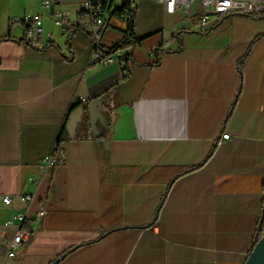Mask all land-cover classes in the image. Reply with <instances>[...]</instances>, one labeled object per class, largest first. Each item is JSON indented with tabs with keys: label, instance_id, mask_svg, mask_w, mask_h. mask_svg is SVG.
<instances>
[{
	"label": "crops",
	"instance_id": "1",
	"mask_svg": "<svg viewBox=\"0 0 264 264\" xmlns=\"http://www.w3.org/2000/svg\"><path fill=\"white\" fill-rule=\"evenodd\" d=\"M84 2L53 0L73 18ZM134 6L138 38L161 31L136 57L152 62L161 46V63L126 71L91 64L88 32H62L41 0H0V264H245L264 198V17L202 30L156 0ZM26 14L42 16L40 37L11 22ZM124 27L117 19L102 44ZM23 195L36 196L33 218L42 203L48 214L7 258L15 227L4 224Z\"/></svg>",
	"mask_w": 264,
	"mask_h": 264
},
{
	"label": "built area",
	"instance_id": "2",
	"mask_svg": "<svg viewBox=\"0 0 264 264\" xmlns=\"http://www.w3.org/2000/svg\"><path fill=\"white\" fill-rule=\"evenodd\" d=\"M129 1L134 6L135 0ZM164 5L165 12L170 15L182 13L188 18L198 17L202 30H208L229 15H245L249 17H264V0H156ZM42 6L51 11V18L54 25L65 33H74L77 30L87 31L94 44V55L91 64H110L120 60L124 52H117L112 56H106L100 51L99 45L107 29L110 19V12L115 6L110 8L109 2L105 0H85L84 6L75 18L67 10H55L53 0H41ZM125 3V2H124ZM123 5V4H122ZM120 5V6H122ZM124 21L127 17L123 18ZM12 23H19L25 27L26 37L30 40L42 35L43 19L40 14H26L21 19H13ZM230 134L223 132L218 140V144L230 139ZM56 159L53 155L43 158L42 166L46 169L56 167ZM30 181L39 184L37 178H30ZM35 195L20 196V200L26 204V208L19 210L5 222L6 227H15L11 238L2 239L1 243L7 248V258L18 256L22 246L29 242L32 237V223L42 221L48 214L45 203L41 204L36 212L35 218L31 213V206L35 201ZM3 203L10 206L13 199L10 196L3 198Z\"/></svg>",
	"mask_w": 264,
	"mask_h": 264
},
{
	"label": "trees",
	"instance_id": "3",
	"mask_svg": "<svg viewBox=\"0 0 264 264\" xmlns=\"http://www.w3.org/2000/svg\"><path fill=\"white\" fill-rule=\"evenodd\" d=\"M105 2H109L110 8L114 6V0H105ZM124 17H127V20L125 21V27L119 28L121 32L123 33L121 39L114 44L111 47H105L102 44V41L99 45V50L102 51L106 56H112L113 54H116L117 52H124V56L120 59L121 63L123 64V68L127 71L128 70V64L133 63L135 65H142V66H157L161 63V60L159 59V51L162 50V47L159 46L158 48H155L152 50L151 55L156 56V58L152 62H144L138 60L136 57V46H146L147 42L157 38L160 36L161 31H158L154 34H151L146 37L138 38L135 35V29H136V19H137V8L135 6H132V4L129 1H126L123 3L122 6H115L114 10L110 12V19L109 23L107 25V29L111 27H115V23L118 20H122ZM84 31V30H83ZM88 36H90L89 33H87ZM8 38H2L0 39V43ZM25 39V38H24ZM23 39V40H24ZM22 40V41H23ZM21 42V41H20ZM29 45L32 46L31 42H29ZM68 61H71V59L67 58ZM110 92H107L106 95L109 96ZM106 96V97H107ZM75 106H77L75 103L72 105L71 109H73ZM63 142V135L60 137L54 157L56 159V163L62 159V152L60 149V145ZM58 155V157H57ZM264 236V198L262 202V211L260 220L258 223V228L256 231V235L254 238V242L252 245V248L250 250V253L256 246V244L262 239ZM249 253V255H250ZM248 255V256H249Z\"/></svg>",
	"mask_w": 264,
	"mask_h": 264
},
{
	"label": "water",
	"instance_id": "4",
	"mask_svg": "<svg viewBox=\"0 0 264 264\" xmlns=\"http://www.w3.org/2000/svg\"><path fill=\"white\" fill-rule=\"evenodd\" d=\"M101 105L99 103H95L89 107L91 112L93 113L94 110L96 111ZM97 108V109H96ZM96 113H98L96 111ZM95 113V114H96ZM82 119V114L76 116L75 122H78ZM96 120V115L94 116L92 124ZM245 264H264V236L262 239L256 244L250 255L248 256Z\"/></svg>",
	"mask_w": 264,
	"mask_h": 264
},
{
	"label": "rangeland",
	"instance_id": "5",
	"mask_svg": "<svg viewBox=\"0 0 264 264\" xmlns=\"http://www.w3.org/2000/svg\"><path fill=\"white\" fill-rule=\"evenodd\" d=\"M88 116H89V119H90V121L92 123L93 122V119H94V116H95V113H92L91 110L88 109ZM85 122L88 124V121L86 119H85Z\"/></svg>",
	"mask_w": 264,
	"mask_h": 264
}]
</instances>
